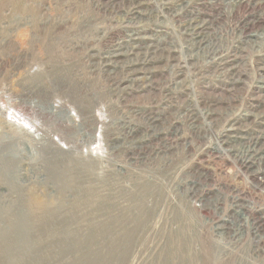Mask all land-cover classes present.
<instances>
[{
	"label": "rangeland",
	"instance_id": "rangeland-1",
	"mask_svg": "<svg viewBox=\"0 0 264 264\" xmlns=\"http://www.w3.org/2000/svg\"><path fill=\"white\" fill-rule=\"evenodd\" d=\"M231 1L179 0L174 14L161 9L160 0H144L156 27L153 21L133 23L155 29L146 32L153 39L135 46L110 73L100 55L124 42L126 31L116 29L100 43L96 37L82 40L68 23L35 37L24 33L20 47L0 48L29 55L0 60V104L49 135L42 148L31 138L0 147V168L21 156L30 160L19 174L1 179L0 264H264V226L250 227L264 210V191L236 173L237 161L220 155L217 134L228 119L206 98L232 97L233 114L264 116L263 89L253 87L264 74V52L256 59L244 50L242 60L219 77L211 57L198 51L190 59L183 29L194 16L205 21L202 35L215 45L236 41L238 19L258 18L264 7L254 10L252 2L244 9ZM54 7L60 16L68 10ZM143 59V76L133 78L129 70ZM223 83L232 87L230 94L217 93ZM252 118L239 124L241 142L222 148L246 153V135L258 128L259 119ZM233 202L242 210L235 218L228 216ZM225 217L231 221L227 231L218 227ZM227 233L240 239L235 253Z\"/></svg>",
	"mask_w": 264,
	"mask_h": 264
},
{
	"label": "bare ground",
	"instance_id": "bare-ground-1",
	"mask_svg": "<svg viewBox=\"0 0 264 264\" xmlns=\"http://www.w3.org/2000/svg\"><path fill=\"white\" fill-rule=\"evenodd\" d=\"M160 1L161 4L159 5V7L161 9H166L169 10L171 13L176 14L177 10L173 11V7L179 2V0H160ZM118 2H119L118 0H0V48L10 43H12L14 46L20 47L21 39H22L21 37L23 36L24 33L26 35L31 34L32 37H35L37 34H39V32L41 33L46 30L55 31L61 25H65L68 23L72 26L71 30L75 31L79 35H82L81 37L82 40H88L90 37H94V38L96 37L95 39H97V41L100 43H103L108 39H111L114 36L116 29H119V31L122 30L126 31V36H125L126 38L124 42L115 43L110 50L100 55L99 60L103 68L107 71V73H110L118 63L127 62L125 60L126 57L130 55L131 51L134 50L135 46H139L140 43L153 39L152 38L153 36L146 35V32L153 33L155 29L151 28L150 26L147 27L139 26L138 24L140 22H148V21H153V25H154L153 27H156L157 24L153 19L152 10L143 7L144 0H137V5L135 4L136 6H132L133 5L132 4L131 7L130 6L124 7L120 5ZM252 2H253L252 8L254 10L258 6H261L262 8L264 7V0H232L231 1L234 7L240 6L244 9H246L247 6H249V3ZM185 4L183 6L181 5V7L185 8L186 7ZM54 6L65 7L66 9H68L67 10L68 12L66 11L62 13L65 16L53 14V10H54L53 8H55ZM89 7L94 10L100 11L105 16L102 19H100L90 10H88ZM250 10L252 9H249V11ZM135 20H137L138 24L133 23L135 22ZM239 24L241 25V27L239 29L240 34L236 33L237 42L235 40H232L229 44L228 43L223 44L220 40L217 42V45H215L214 43H212V40L206 39V37L202 35L201 31L204 30V27L206 25L205 21L198 20L194 16H188V18L184 23L183 29L185 30V33H187L189 37L188 41L189 42L191 41L189 44L191 48V51L189 53V56L191 57L190 59L195 58L194 54L197 55L199 53L198 51L202 52V54L205 57L206 56L209 58L211 57L212 60L214 59L217 62V68L220 69V72L217 74V76L219 77H224V76L226 77V74L228 73L227 70L233 68V66L231 65H236L242 60V52L244 50H246L248 54L252 56V58L255 56L256 59H259L258 57L264 52V13L261 12L260 17L251 20H249L247 16H242L238 19V25ZM34 26H35V30H33ZM125 26H128V28H125ZM75 41L78 43V40ZM76 42L74 43L75 46L77 45ZM28 56L29 55L27 53H22V52L21 53L15 52L14 54L0 53V60H8V59L25 60L28 58ZM171 56L173 57V55ZM167 58H169L168 54H167ZM144 61L145 60L143 59V61L139 64V67H137L134 71L129 70L132 73L133 78H136L138 77V75L143 73L141 72L140 69L142 68L144 69V63H143ZM228 64H231L229 66V69H227ZM260 69H264V68H260ZM260 69L258 70L259 72ZM146 71L152 72V70L150 69H147ZM255 71H256V67H255ZM133 78L131 79L134 80ZM255 82L257 83V85H254L253 87L256 89H263L264 92V74L259 73V78ZM231 90L232 87L230 85H226L223 83V86L221 88H217V93L226 92L227 94H230ZM32 94L33 92L25 93V95L27 96ZM206 98L209 103L208 105L210 104L216 105L217 108L221 107L218 110L220 112L224 111L223 117H227L228 119L227 126L224 127L217 134V138H218L217 140H219L220 143V144L218 143L217 146L218 147L221 146V148L219 149L220 155L221 156L225 155L231 158L232 160L237 161L239 167H237L236 173L242 176L245 174L248 177L250 176L251 180L255 182L253 183V187L257 190L264 191V116L262 114L261 115L249 114L250 112H245L243 114L239 113L236 115L233 114L232 112H230V110L233 109L234 107V105L231 106L232 105L231 102L233 100L232 97L227 98L226 100H223V97L220 98L218 96L216 97V95ZM246 108H248V106ZM250 115L251 118L254 115L255 119H259V121L255 124V126L258 127L257 130H255V133L251 132L250 135H246L248 137L245 138L243 142L246 143V149H247L246 153L238 152L237 150L231 149L228 146L227 148H222V145H225L224 142L227 143L241 142V140L245 137L244 135L245 132H242V130L239 129V124L242 120H246L247 118H249ZM205 116H209V117L212 116L211 112H208L207 114H205ZM254 117L252 119H254ZM1 132L3 134L4 132H6L7 135L4 136ZM20 138L24 140H28L29 138H31L36 146L42 148L41 146L42 140L48 139L49 135L48 134L46 135L42 131H38V129H36L33 126H27L23 121L17 119L15 114H13V112L8 111L6 107L0 104V147H4V146L7 147V145L14 142L17 143L16 141H18ZM53 140L55 139L53 138ZM53 142L56 143V141ZM217 146H215V148H217ZM211 150L212 149L205 151L206 154L209 153L212 154L213 152H211ZM52 151H50L49 149L46 150V155L48 154V158L53 159L52 156H55V153H53ZM199 154L203 155L202 151ZM201 160L202 159H199L198 162L200 163ZM29 163H30L29 158L25 156H21L17 160V164H14V166L11 165L12 167L3 165L0 168V175H1L0 190H1V185L3 184L1 181L6 179L10 172L13 171V173L16 175V173H18L17 172L18 170L23 169L24 166L29 165ZM220 166L223 167V165ZM240 205L241 204H237L233 202L231 206H229V209L231 208V210L228 216H234L235 218L236 213H238V211L241 210ZM254 209L255 208H251L250 206V211L248 213L253 215ZM263 211L260 214H257L253 218L250 224L252 230H259L262 224L264 226ZM228 220L229 219L226 217L219 218L218 221H220V223L218 224V227L227 231V229H225L227 227V224L231 225V221ZM249 231L251 232L250 229ZM227 234H230L228 236L229 242L231 243L229 250L230 252L232 251L235 253L241 243L238 242L240 239L235 238L236 233H227ZM250 257L252 260H255V257L252 256Z\"/></svg>",
	"mask_w": 264,
	"mask_h": 264
}]
</instances>
